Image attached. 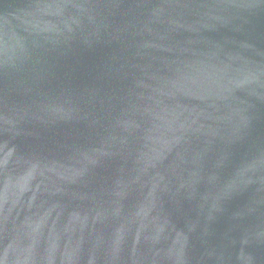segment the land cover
<instances>
[{"label": "water", "instance_id": "water-1", "mask_svg": "<svg viewBox=\"0 0 264 264\" xmlns=\"http://www.w3.org/2000/svg\"><path fill=\"white\" fill-rule=\"evenodd\" d=\"M0 264H264V0H0Z\"/></svg>", "mask_w": 264, "mask_h": 264}]
</instances>
